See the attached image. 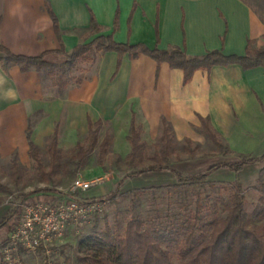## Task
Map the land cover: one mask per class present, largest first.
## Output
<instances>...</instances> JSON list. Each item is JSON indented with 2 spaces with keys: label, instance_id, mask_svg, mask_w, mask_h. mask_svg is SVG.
Listing matches in <instances>:
<instances>
[{
  "label": "crops",
  "instance_id": "1",
  "mask_svg": "<svg viewBox=\"0 0 264 264\" xmlns=\"http://www.w3.org/2000/svg\"><path fill=\"white\" fill-rule=\"evenodd\" d=\"M110 3L111 0H0V44L11 53L26 56L59 48L69 51L83 39L80 33L90 29V17L101 29L100 18L105 13L114 39L125 32L126 42L143 43L133 39L139 1H132L125 16L116 0ZM48 8L57 19L58 36ZM148 31L149 43H153L150 47L178 46L188 55H202L213 49L241 55L248 39L255 46L264 45V23L245 0H158L153 27ZM31 73L16 66L7 72L0 68V142L3 140L8 147L26 145L28 118L46 104L40 101L44 95ZM47 104L45 107L58 106L63 128L73 132L77 123L88 129V120L99 119L110 122L115 132L120 131L117 120L123 109L128 116L127 130L132 118L147 131L158 130L164 119L172 128L186 132L192 125H199L200 116L208 117L212 127L237 153H264L263 67L214 65L209 70H195L184 83L183 71L166 62L157 64L143 54L131 58L126 53L118 56L107 51L99 57L96 75ZM250 109L251 124L247 114ZM240 124L251 130V138L244 135V129L246 147L241 144L237 148L232 139ZM125 149L128 151L126 145Z\"/></svg>",
  "mask_w": 264,
  "mask_h": 264
},
{
  "label": "rangeland",
  "instance_id": "2",
  "mask_svg": "<svg viewBox=\"0 0 264 264\" xmlns=\"http://www.w3.org/2000/svg\"><path fill=\"white\" fill-rule=\"evenodd\" d=\"M132 1L116 0L123 16L128 14ZM137 1H139L141 7L135 20L133 39L142 41L150 47L153 46V43H149L148 27H153L155 2L158 0ZM245 1L264 23V0ZM113 2L114 0H111V3ZM107 15L105 13L100 18L102 24L100 32L90 33V30L87 29L85 32L80 33L79 36L83 39L79 41V44L91 41L97 34L106 35L110 33L108 27H111V25L108 24L109 17ZM115 40L126 42L125 32L117 34ZM253 44L255 45V42ZM101 54L91 53L85 59L79 60L66 79L67 84L64 89H59L54 83L55 73L63 61L62 54L47 55L45 59L50 65L45 69L37 70L30 67L28 69V72H32L30 77H35L36 83L44 95L40 101L49 105L55 98L63 96L70 89L79 86L83 80L91 79L99 71V57ZM3 57L4 54L0 52V68L3 71L7 72L13 66L19 67L18 64L6 62ZM108 66L110 65L108 64ZM46 104L29 116L25 129V135L29 134L30 140L38 149L45 168L44 173L38 170L34 160L29 156L28 141L23 148L8 147L3 140L0 142V219L4 214H10L7 225L0 228V264H10L4 258V246L10 227L20 218L21 207H16V204L23 199V201L32 200V196L48 202L56 200L58 193L54 194L52 192L33 194L25 198L19 196L21 193L32 191L35 188L52 187L62 192L66 191L77 177L97 180L98 183L83 193L81 197L96 200L104 198L106 203L101 210L90 214L87 218L69 223L62 235L53 241L49 253L45 254L41 251L22 252L19 254V262L12 264H81L75 251L79 239L92 230L103 229L105 223L109 225L115 223L121 231L133 208L143 219L145 227L150 230H157L166 226L170 221L182 223L183 219L193 213L198 205L203 206L205 209L206 205H211L212 202L217 200L220 208V202L225 200L230 192V186L227 183L203 188L171 186L175 182V176L171 172L155 171L126 179L123 185L118 188L114 201L108 202L106 198L110 197L117 181L132 170L161 161L175 166L184 173L198 172L205 170L211 164L224 160H234L237 149L235 147L231 149L228 146L231 151L230 155L221 154L220 150L202 132L197 130L200 127V121L199 125H192V128L186 132L172 128L169 124L172 137L171 153L168 155L167 160H163L162 124L160 123L158 130L147 131L141 123H136L141 126L140 138L145 142V146L141 155L135 161H130L126 158L131 150L130 143L126 138L129 132V129L127 130L129 123L127 114L122 113L125 112L123 109L117 120L120 131L115 132L111 123L104 120L98 128V142L103 139L106 133L111 136V144L107 151L100 153L96 147L87 157L85 165L79 167L77 159H74L77 151L76 145L78 143L84 146L88 144V129L80 128L78 123L74 132L64 129L61 114L57 111L58 106L50 104V106L45 107ZM247 114L250 115L248 119L251 124V109ZM92 122H95V120ZM242 125L240 124L235 129L232 139L237 148L241 144L246 147L245 144H247V139L242 136L244 129L247 127L244 128ZM55 130L58 136L61 162L58 170L53 174H49L47 149ZM249 134H251V130L246 129L244 135L250 137ZM219 136L225 141L220 134ZM125 145L128 151H126ZM15 161L19 166H15ZM259 164L257 162L245 165L239 171L219 168L213 170L208 178L231 184L239 183L245 195V208L250 212L258 199V193L253 189V185L257 178ZM258 223L259 221H253L255 225ZM169 250L175 256L174 248L169 247Z\"/></svg>",
  "mask_w": 264,
  "mask_h": 264
},
{
  "label": "trees",
  "instance_id": "3",
  "mask_svg": "<svg viewBox=\"0 0 264 264\" xmlns=\"http://www.w3.org/2000/svg\"><path fill=\"white\" fill-rule=\"evenodd\" d=\"M48 12L58 36L57 19L49 8ZM89 30L91 33L100 32V27L92 16ZM107 51H114L118 56L126 53L131 58L143 54L155 60L157 64L166 62L169 67L183 71L184 83L191 79L195 70H209L214 65L237 64L244 69L264 68V45L255 46L250 39L247 40L245 51L241 55L224 54L219 49L210 50L202 55H188L178 46L159 48L157 46L148 47L141 42H118L113 38V33L98 34L91 41L76 45L70 52L59 48L46 50L36 56L14 54L0 44V52L4 54L3 59L8 63L18 64L21 71H26L30 67L37 70L45 69L50 65L45 59L47 55L62 54L63 61L54 79L59 89L66 87V79L79 60L85 59L91 53L99 54ZM199 121L200 127L197 130L202 132L220 150L221 154L230 155L231 151L227 143L212 127L209 118L200 116ZM102 124L100 119L95 122L88 120V144L84 146L78 143L76 145L77 151L74 159H77L79 167L85 165L87 157L96 147L100 153H105L109 148L111 144L109 133H106L98 142V128ZM161 124L163 127L162 157L163 160H167L171 153L170 125L164 119H161ZM140 135L141 126L136 124L132 118L126 137L131 146L126 158L130 161H135L145 146ZM27 139L29 156L34 160L38 170L44 173L45 168L38 149L30 140L29 134H27ZM47 153L48 173L53 174L58 170L61 162L56 130L50 138ZM257 162L260 163V167L253 189L258 193V199L250 212L245 208V195L239 183L231 184L208 178L213 170L219 168L239 171L245 165ZM14 164L16 167L19 166L16 161ZM155 171L171 172L175 176V182L171 186L203 188L227 183L230 186V192L227 198L220 202V208L217 200L211 205H206L205 209L198 205L193 213L183 219L182 223L170 221L166 226L157 230L145 227L143 219L133 208L121 231L117 224L105 223L103 229L92 230L79 239L75 251L81 264H264V153L259 156L236 153L232 161H220L209 165L203 171L190 173H184L173 165L157 161L124 174L117 181L110 197L106 199L108 202H113L118 188L126 179ZM49 192L60 193L52 187H39L21 193L19 196L25 198L33 194ZM97 200H104V198ZM9 219L10 214H4L0 219V228L6 226ZM253 221H259V223L255 225ZM169 247L174 248L175 256Z\"/></svg>",
  "mask_w": 264,
  "mask_h": 264
},
{
  "label": "built area",
  "instance_id": "4",
  "mask_svg": "<svg viewBox=\"0 0 264 264\" xmlns=\"http://www.w3.org/2000/svg\"><path fill=\"white\" fill-rule=\"evenodd\" d=\"M97 180L75 178L66 191H60L54 202L44 201L32 196V200L20 201V218L9 231L5 246V260L19 262L22 252L41 251L49 253L53 241L62 235L67 225L87 218L103 207L106 200L82 198ZM31 198V197H30Z\"/></svg>",
  "mask_w": 264,
  "mask_h": 264
}]
</instances>
